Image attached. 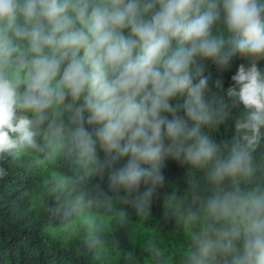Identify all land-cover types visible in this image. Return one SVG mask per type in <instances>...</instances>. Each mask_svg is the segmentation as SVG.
I'll return each mask as SVG.
<instances>
[{
	"label": "clouds",
	"instance_id": "9594fccd",
	"mask_svg": "<svg viewBox=\"0 0 264 264\" xmlns=\"http://www.w3.org/2000/svg\"><path fill=\"white\" fill-rule=\"evenodd\" d=\"M261 62L264 0H0V179L43 140L148 217L171 160L213 186L191 185L179 264H264ZM230 119L224 149L206 129Z\"/></svg>",
	"mask_w": 264,
	"mask_h": 264
},
{
	"label": "trees",
	"instance_id": "16d2710c",
	"mask_svg": "<svg viewBox=\"0 0 264 264\" xmlns=\"http://www.w3.org/2000/svg\"><path fill=\"white\" fill-rule=\"evenodd\" d=\"M241 62L235 60L223 73L209 62L208 72L213 80L221 77L227 88ZM206 131L224 149L235 134L231 119ZM41 144L40 151L21 161L3 162L8 175L0 179V264H155L156 252H149L152 248L167 264H179L188 237L178 217L189 205L200 204L193 198L191 185L197 186L200 197L212 191L206 172L169 160L164 169L167 182L159 189L148 217H143L121 199L123 193L109 190L106 181L76 182L82 170L74 156L50 157L49 146L43 140ZM255 162L257 181L264 183V143L255 153ZM65 178L72 182L62 186ZM95 183H101L104 191ZM80 194L85 197L82 202L77 200ZM78 211L97 217L88 224L62 229ZM99 216L109 218L106 226Z\"/></svg>",
	"mask_w": 264,
	"mask_h": 264
},
{
	"label": "rangeland",
	"instance_id": "374dc122",
	"mask_svg": "<svg viewBox=\"0 0 264 264\" xmlns=\"http://www.w3.org/2000/svg\"><path fill=\"white\" fill-rule=\"evenodd\" d=\"M96 217L97 216L92 215L91 213H88V212H82V211L74 212V214L72 215V218L70 220H68L62 226V229L70 230L71 227H73L74 225L84 224V223H81V221L84 219H88V223H90ZM98 218L100 219V221L102 222L103 225L106 226L108 224L109 218L107 216H99ZM88 223H85V224H88Z\"/></svg>",
	"mask_w": 264,
	"mask_h": 264
}]
</instances>
